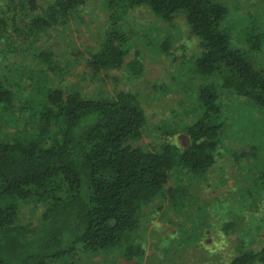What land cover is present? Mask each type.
<instances>
[{
    "label": "trees",
    "instance_id": "1",
    "mask_svg": "<svg viewBox=\"0 0 264 264\" xmlns=\"http://www.w3.org/2000/svg\"><path fill=\"white\" fill-rule=\"evenodd\" d=\"M84 2L53 0L25 22L26 42L48 68L51 51L37 46L36 36L66 21ZM102 5L108 25L87 57L93 71L123 66L133 77L142 74L137 51L124 61L132 43L119 20L127 9L146 5L164 21L183 15L198 40L195 70L217 73L221 88L264 105V66L249 58L250 51L264 49V27L246 31V48L235 43L222 0H102ZM14 8L32 13L38 0H16ZM8 26L0 15V37ZM161 46L168 48L167 38ZM42 96L32 129L0 135V264H47L77 250L97 252L122 242L127 254L140 253L126 239L143 205L165 191L169 172L184 168L199 174L214 162L222 124L216 85L198 86L197 116L182 125L188 142L181 148L169 141L152 147L135 143L145 116L130 91L84 95L75 87L47 85ZM0 103L12 105V91L1 81ZM26 199L42 200L44 208L36 220L21 222L19 203ZM229 264H264V242L241 248Z\"/></svg>",
    "mask_w": 264,
    "mask_h": 264
},
{
    "label": "rangeland",
    "instance_id": "2",
    "mask_svg": "<svg viewBox=\"0 0 264 264\" xmlns=\"http://www.w3.org/2000/svg\"><path fill=\"white\" fill-rule=\"evenodd\" d=\"M15 1L0 0V15L9 24L0 37V81L12 91V105L0 103V135L32 129L47 85L75 87L84 95L135 93L145 116L135 143L148 147L161 141L179 148L187 144L181 127L197 116L200 84L216 85L221 108L214 162L199 174L172 169L165 186L170 188L141 208L126 239L140 253L127 254L122 242L97 252L77 250L47 264H229L241 248L264 242V105L221 88L217 73L194 69L198 40L183 15L164 21L146 5L125 11L119 22L132 46L124 61L137 51L144 65L133 77L123 66L93 71L87 64L108 25L102 0H85L73 16L36 36L35 44L51 51V68L27 44L25 22L53 0H38L37 11L27 14L14 8ZM222 1L229 8L225 24L232 41L246 48V31L264 27V0ZM165 38L166 50L161 48ZM263 53L249 52L254 66H264ZM43 208L42 200H22L18 219L34 221Z\"/></svg>",
    "mask_w": 264,
    "mask_h": 264
}]
</instances>
